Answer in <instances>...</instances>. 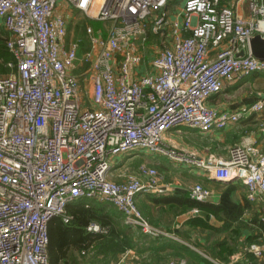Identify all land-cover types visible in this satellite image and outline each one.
Wrapping results in <instances>:
<instances>
[{"label":"built area","instance_id":"2783aa9c","mask_svg":"<svg viewBox=\"0 0 264 264\" xmlns=\"http://www.w3.org/2000/svg\"><path fill=\"white\" fill-rule=\"evenodd\" d=\"M235 2L244 15L221 0H182L173 12L170 0H0L11 56L0 72V264H47V222H67L65 205L78 199L107 201L124 224L164 235L141 215L135 195L172 192L175 182L143 163L110 177L114 159L137 151L240 181L264 227L263 152L233 145L225 158L202 159L163 139L171 129L207 133L262 109V100L233 112L205 102L226 81L264 74V61L248 49L251 36L264 39V0ZM62 8L102 24L67 38ZM146 31L161 40L149 57L135 44L143 47ZM260 129L264 138V123ZM186 191L198 202L210 195L198 183ZM85 228L99 231L94 222ZM244 250L264 264V239Z\"/></svg>","mask_w":264,"mask_h":264},{"label":"crops","instance_id":"0c3cea01","mask_svg":"<svg viewBox=\"0 0 264 264\" xmlns=\"http://www.w3.org/2000/svg\"><path fill=\"white\" fill-rule=\"evenodd\" d=\"M181 2L182 0H179L175 7L178 8ZM221 3L234 7L242 15L246 13V10H244L245 5H238L235 0H221ZM58 4H60V1ZM62 9H64L63 12L66 16H71L68 15V10H65L67 8ZM256 100H262L263 102L260 111L249 113L221 129H212L207 133H201L195 129L181 126L179 128L185 134L176 136L171 130H168L163 134V139L168 144H175L185 151L193 152L198 158L202 159L210 154L225 158L227 149L233 145L249 144L264 153V138L260 129V125L264 123L263 73H252L241 79L226 81L220 91L210 95L205 102L207 106L218 111L233 112L239 107L247 106ZM123 157L114 159L111 164L112 168L113 166H116L115 169L119 170L124 168L126 163H118ZM147 160L148 164L156 167L159 171L163 182H175L172 192L163 194L139 193L135 195V204L138 210L140 209L141 215L151 226L165 232L164 235L160 236L169 239L173 245V248L164 246L163 250L158 252L160 256L162 254L166 257L164 261L160 262L161 264L170 259L179 258L184 259L185 264H208L204 255L222 264H256L259 262L260 259L253 256L252 258L249 257L250 253L246 252L244 248L250 242L260 243L264 239V227L255 222L257 220L259 223L257 218L258 206L246 201L244 186L240 181L236 179L218 181L197 168L171 164L166 161L165 157L160 155H150ZM115 169L113 170L115 171ZM122 173L121 171L120 174ZM176 176L180 180L182 177L186 182L182 183V180L180 181ZM195 183H200L210 190L209 197L203 202L223 207L224 214L227 213L230 217L237 215L233 218H225L221 210H216L215 213L200 210L197 214L195 207L181 210L180 205L164 202V199H161L162 196L165 198L169 195L183 196L187 192L186 189ZM78 200L81 201V199ZM155 200L157 202H154ZM86 202L98 201L86 200ZM99 202L109 205V211L112 213V219L117 227L125 226L122 214L113 205L107 201ZM206 214V222L209 227L192 223L191 219L196 215L202 217ZM216 215L218 218L215 217ZM129 227V233L126 234H130L129 236L135 244L138 241L136 233L143 232L138 227ZM143 234L153 238V236L146 233ZM143 256L145 259H143ZM152 257V251L137 254L133 249H129L118 254L116 259L110 260L108 264H130L134 260L149 263ZM88 264L91 263L88 261Z\"/></svg>","mask_w":264,"mask_h":264},{"label":"trees","instance_id":"16d2710c","mask_svg":"<svg viewBox=\"0 0 264 264\" xmlns=\"http://www.w3.org/2000/svg\"><path fill=\"white\" fill-rule=\"evenodd\" d=\"M100 21L91 20V26L96 28L100 25ZM151 36L149 31H146V40ZM145 41L144 43H146ZM11 56L6 50L4 45V32L0 31V72L5 73L7 71L4 63L10 60ZM160 199V198H158ZM164 202H171L180 205L181 210H187L192 207L197 209V214L200 210H204L207 213H215L216 210H221L224 214L225 210L219 205L208 204L206 202H198L189 197L186 192L183 196L169 195L167 197H161ZM154 202H157L156 200ZM140 207V206H139ZM109 205L101 202L88 203L86 200L71 201L65 205V212L69 216L67 222H63L58 216L52 217L47 222L46 234V255L47 264H57L61 259V254L64 249L69 247L79 248L80 254L89 255V262L91 264H108L110 260L116 259L117 255L126 252L129 249H133L135 253L142 254L146 251H152L153 257L151 262H140L141 264H156L164 261L166 257L162 254H158L163 250L164 246L173 248L169 239H165L162 236H156L149 238L145 234L138 232L137 243H133L131 237L126 233H129L130 225L124 224V227H117L112 219V213L109 211ZM238 211V210H236ZM237 215V214H235ZM230 217L227 213L224 214L225 218ZM218 218V216H215ZM193 224L199 226L207 225V214L202 217H193L191 219ZM90 222H94L99 225V231H87L86 225ZM260 226L261 224L255 220ZM132 234V232H131ZM251 243V242H250ZM252 258V255L249 254ZM217 258V257H216ZM143 259L144 256H143ZM208 264H213L209 259L205 258Z\"/></svg>","mask_w":264,"mask_h":264},{"label":"rangeland","instance_id":"374dc122","mask_svg":"<svg viewBox=\"0 0 264 264\" xmlns=\"http://www.w3.org/2000/svg\"><path fill=\"white\" fill-rule=\"evenodd\" d=\"M178 2H179V0H170V4H169L170 6L168 7L169 8L168 12H173V10L175 9V6H177ZM65 10H68L67 11L68 15H71L69 17L66 16L68 19L67 38L81 37L83 34V31H82L83 26L85 24H89L91 26V19L86 18L85 16H83L82 13H80L76 9L67 8ZM99 23H100L99 26H101L102 23L101 22H99ZM145 41H147V42L145 44H143V47L141 48L140 47L141 41L139 39L135 40V44H136L138 52L139 53L141 52L145 57H149L148 55H150L151 52H153L157 48L161 47V40H160V36L158 34L157 35L152 34L151 36H149V38L147 40L145 38ZM171 131L176 136H179V135L182 136V134H185V132L182 131L180 128L171 129ZM172 146H174L176 148H180L175 144H172ZM187 152H190V151H187ZM150 155H152V154L142 153V151L131 152V153L124 155V157L120 159L121 161L118 162V163H126L124 165V168L119 170V169H115L116 166L115 167L113 166V168L111 166V174H110L111 179H113V180L120 179L127 172H135L137 170L139 164L143 163L146 165H150V164H148L149 162L147 160ZM150 166H152V165H150ZM113 169H115V171ZM121 171L123 172L122 174H120ZM178 176H176V177L179 179ZM181 180L180 181L182 183L186 182V180H184L182 177H181ZM198 184H200V183H198ZM206 239H208V238L206 237ZM80 253L81 252H79V248L78 249L75 247L74 248L73 247L66 248V249H64L63 253L61 254L62 257L57 264H88V261H89L88 259L90 256L85 255V254H80ZM135 261L136 260H134L132 262H135Z\"/></svg>","mask_w":264,"mask_h":264},{"label":"water","instance_id":"95a60500","mask_svg":"<svg viewBox=\"0 0 264 264\" xmlns=\"http://www.w3.org/2000/svg\"><path fill=\"white\" fill-rule=\"evenodd\" d=\"M248 49L252 56L264 61V39L255 34L249 38Z\"/></svg>","mask_w":264,"mask_h":264}]
</instances>
